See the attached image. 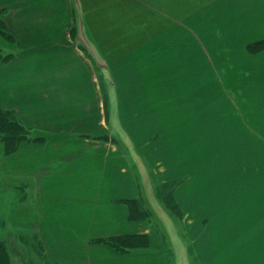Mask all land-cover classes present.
<instances>
[{
    "label": "crops",
    "instance_id": "0c3cea01",
    "mask_svg": "<svg viewBox=\"0 0 264 264\" xmlns=\"http://www.w3.org/2000/svg\"><path fill=\"white\" fill-rule=\"evenodd\" d=\"M0 20V108L33 137L0 140V244L29 232L47 264H172L159 241H96L157 229L123 200L171 182L199 264H264V50L246 49L264 0H0Z\"/></svg>",
    "mask_w": 264,
    "mask_h": 264
},
{
    "label": "rangeland",
    "instance_id": "374dc122",
    "mask_svg": "<svg viewBox=\"0 0 264 264\" xmlns=\"http://www.w3.org/2000/svg\"><path fill=\"white\" fill-rule=\"evenodd\" d=\"M3 25L6 31L9 32L4 23ZM9 35L10 37L8 38V41L12 42L13 36L10 32ZM232 72L234 73L231 74L228 72V76L226 77L228 81L235 79V71ZM249 74L250 76L248 78H251V74H253V72L250 71ZM243 79H246V77H243ZM212 89L214 90L215 88ZM223 90H225L224 92L226 95L223 94L222 96L228 100V106H230V104L235 106L237 104L234 96L235 87L228 86L226 89H222V93ZM246 91L247 90L245 88L244 93H246ZM216 98L217 97L214 96L211 99L214 100ZM197 104L198 103L196 102V105ZM212 105H216L214 101ZM164 106L170 111L171 104H165ZM1 138L0 132V140L2 141ZM167 139L170 144L175 143L176 147L179 146L184 153L187 152V136L182 138L181 136L177 137L171 135L167 136ZM220 142V146L222 148L225 147V140ZM132 165L139 179V185L141 188H143L144 182L140 180L139 175L142 171H144L142 173L147 174L150 177V171L147 166L137 164L136 161H134ZM217 168L218 167H213L210 171H212L214 174ZM154 185L155 184L150 183V191L148 195H140L142 199L140 200L141 206L146 208L151 213L147 219H149V221L153 222V224L159 228H157L158 230L155 229L149 233L152 241L163 242L160 246V248L163 250L169 247L173 250L172 264H199L193 257L192 250L189 248L188 238L183 227L184 223L182 213L178 208L172 194L175 183L170 182L163 185H157L155 187ZM28 234L29 232H15L13 235H11L8 242H6L5 249L10 254L13 264H47L46 260L44 259L42 248L38 241L35 238H27L26 236Z\"/></svg>",
    "mask_w": 264,
    "mask_h": 264
},
{
    "label": "trees",
    "instance_id": "16d2710c",
    "mask_svg": "<svg viewBox=\"0 0 264 264\" xmlns=\"http://www.w3.org/2000/svg\"><path fill=\"white\" fill-rule=\"evenodd\" d=\"M0 34L7 40L10 37L6 31L3 22L0 20ZM246 49L250 53H255L264 50V37L260 40L247 44ZM12 56L11 52H2L0 50V61H5ZM0 132L1 139L4 143V153H11L18 144L23 140H30L31 131L23 126L17 120L15 114L11 110L0 108ZM141 196L132 199H125L123 203L127 206L129 217L131 219H147L150 212L143 208L140 204ZM99 243L108 244L116 251L122 253L151 251L153 249L152 239L150 234H126L114 235L109 237H101L96 239ZM163 243V242H161ZM164 245V244H163ZM0 264H13L10 254L5 249L4 242L0 244ZM53 264V263H52Z\"/></svg>",
    "mask_w": 264,
    "mask_h": 264
}]
</instances>
